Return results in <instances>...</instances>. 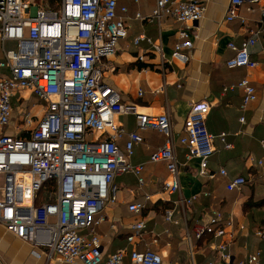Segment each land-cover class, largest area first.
<instances>
[{
  "label": "built area",
  "instance_id": "1",
  "mask_svg": "<svg viewBox=\"0 0 264 264\" xmlns=\"http://www.w3.org/2000/svg\"><path fill=\"white\" fill-rule=\"evenodd\" d=\"M57 2L56 8H45L40 0H0V224L43 251L48 260L58 257L64 263L123 264L126 248L104 256L96 229L105 219V206L117 201L115 177L132 173L140 185L144 183V164L130 162L134 144L142 141L140 131L154 129L164 135L163 144L149 154V161L164 162L170 174V179L161 183L165 193L180 190L171 120L167 112H144L139 104L122 101L117 89L104 81L105 71L113 67L110 57L127 35V8L120 6L118 13L116 0ZM255 4L264 23V0H229L225 20L238 18L241 5ZM203 13L204 6L197 0H155L151 17L160 21L170 16L180 25L171 52L174 61H188L182 41L190 34L196 36L191 27ZM135 18L144 17L136 13ZM263 32L262 24L240 43L229 41L233 55L226 66L255 68L258 63L250 57L249 48ZM142 42L162 54L161 43L146 34L133 39L135 45ZM235 86L243 91L240 108L244 110L257 99L256 89L247 76L231 88ZM22 90H29L43 102L39 117L24 106L14 111L12 98ZM137 94L141 96L143 91ZM208 111L204 101L194 102L179 137L185 147V162L198 158L202 175L208 172L216 138L224 148L232 147L225 132L215 136L208 131ZM13 113L18 114L15 120L19 127L10 133L7 128ZM121 114L134 116L135 129L126 130L116 121ZM240 121H244L243 116ZM123 137L127 139L121 148ZM261 147L264 150V141ZM218 173L228 177L223 167ZM245 181L241 175L231 176L226 188L240 190ZM195 199L196 195L181 202L190 205ZM149 200L150 195L144 194L143 200L129 202L128 212L140 215ZM173 214L172 209H165V221L177 223ZM232 226L231 217L211 209L195 236L212 231L214 238H221ZM143 228V220H136L127 240L134 242ZM255 234L264 243V231L256 230ZM228 247L226 240L220 242L216 246L218 260L207 264H259L260 251L234 259ZM129 264L177 263H165L153 249L133 248Z\"/></svg>",
  "mask_w": 264,
  "mask_h": 264
},
{
  "label": "crops",
  "instance_id": "2",
  "mask_svg": "<svg viewBox=\"0 0 264 264\" xmlns=\"http://www.w3.org/2000/svg\"><path fill=\"white\" fill-rule=\"evenodd\" d=\"M116 1L118 13L120 6L127 8L124 14L127 35L118 42L110 57L113 67L105 71L104 81L117 89L122 101L139 104L140 111L168 113L179 163L180 190L165 193L161 183L170 179V174L164 162L149 161V154L163 144L164 135L154 129L140 131L142 141L134 144L130 162L144 164L141 174L144 183L140 185L132 173L115 177L117 201L105 206V219L96 229L104 256L125 247L127 256L123 264H129L131 249L150 248L158 252L165 263L207 264L218 260L216 246L226 240L234 259L260 251L259 264H264V243L255 234L256 230L264 231V150L261 147L264 141V32L249 48L250 57L258 63L255 68L226 66L227 59L233 55L227 43L234 41L238 44L250 35V31L264 26L259 5H241L238 18L226 21L229 0H197L204 6V13L191 27L196 36L190 34L182 41L183 51L189 58L182 64L171 58L180 25L170 16L160 21L151 17L155 0ZM136 13L144 18H135ZM140 33L161 43L162 54L156 53L145 42L135 45L133 39ZM244 76L254 85L257 99L242 110L243 91L236 86L231 88V85ZM138 90L143 91L141 96H138ZM31 95L34 94L29 90L16 94L12 98L14 111L16 106L30 107L28 98ZM36 98L40 104L29 110L39 114L43 102ZM198 101L209 105L206 115L208 131L215 136L225 132L226 141L232 145L226 149L219 138L214 140L215 152L209 160L206 175L199 173L198 158L185 162V147L179 142L191 105ZM242 116L243 122L240 121ZM116 121L126 130L135 129V118L131 114L118 115ZM16 127L19 123L15 120L7 131H18ZM126 139L119 140L121 148ZM220 167L226 169L228 177L219 175ZM233 175L246 179L247 183L240 190L226 188L228 178ZM204 192L208 194L204 195ZM144 194L150 195V200L141 214L128 212L127 204L143 200ZM194 195L196 199L190 205L181 202ZM168 208L173 210L177 223L165 221L164 210ZM211 209L219 210L224 217H231L233 226L221 238H197L195 233L202 218ZM136 220H143L144 228L140 237L130 243L127 237ZM0 264L82 263H64L58 257L48 260L43 251L7 232L0 224Z\"/></svg>",
  "mask_w": 264,
  "mask_h": 264
},
{
  "label": "rangeland",
  "instance_id": "3",
  "mask_svg": "<svg viewBox=\"0 0 264 264\" xmlns=\"http://www.w3.org/2000/svg\"><path fill=\"white\" fill-rule=\"evenodd\" d=\"M40 3L42 4V6H44L45 8H56L57 5H58V2L57 0H53L52 2L50 0H40ZM7 47L10 46V44H7L6 45ZM33 97V98H32ZM29 102H30V107H28V109H30L32 106L34 105H39L40 104V101L34 96V95H31L29 98ZM35 99V100H34ZM40 108V107H38ZM36 108V110L38 109ZM19 110H22V106H16V113L19 111ZM39 110V109H38ZM38 112V111H37ZM34 113H36V111H34ZM18 115V114H17ZM15 113H13L12 117H11V123H13L15 121V118L16 116ZM40 114L37 115V117H39Z\"/></svg>",
  "mask_w": 264,
  "mask_h": 264
},
{
  "label": "trees",
  "instance_id": "4",
  "mask_svg": "<svg viewBox=\"0 0 264 264\" xmlns=\"http://www.w3.org/2000/svg\"><path fill=\"white\" fill-rule=\"evenodd\" d=\"M51 2L53 1V0H50ZM234 176V175H233ZM246 180V179H245ZM247 182L245 181V183H244V185L246 184ZM243 185V186H244ZM233 191V190H232ZM40 195H42V191L40 192ZM245 206H247V205H245ZM203 235V236H202ZM199 238H201V237H206L207 239H211L212 237H213V233H212V231H205L203 234H202ZM198 238V237H197ZM199 240V239H198Z\"/></svg>",
  "mask_w": 264,
  "mask_h": 264
}]
</instances>
